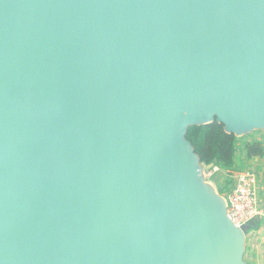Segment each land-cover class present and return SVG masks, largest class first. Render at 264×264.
I'll use <instances>...</instances> for the list:
<instances>
[{
	"label": "water",
	"instance_id": "95a60500",
	"mask_svg": "<svg viewBox=\"0 0 264 264\" xmlns=\"http://www.w3.org/2000/svg\"><path fill=\"white\" fill-rule=\"evenodd\" d=\"M214 122L264 131V0H0V264H249Z\"/></svg>",
	"mask_w": 264,
	"mask_h": 264
},
{
	"label": "trees",
	"instance_id": "16d2710c",
	"mask_svg": "<svg viewBox=\"0 0 264 264\" xmlns=\"http://www.w3.org/2000/svg\"><path fill=\"white\" fill-rule=\"evenodd\" d=\"M246 138L247 136L237 138L234 134H227L223 125L217 122L206 126L191 127L188 130L187 139L194 146L202 164L204 166L213 164L214 169L218 168V171H214V169L212 171L216 172L214 174L215 181L219 184L218 190L222 195L224 194L223 189L225 186L229 185V180L225 179L220 184V179L222 180L225 174H229L226 172H234L241 169L238 162L240 141H244L243 154L246 160L264 158V140L249 143L244 140ZM222 185H224L223 188H221Z\"/></svg>",
	"mask_w": 264,
	"mask_h": 264
},
{
	"label": "built area",
	"instance_id": "2783aa9c",
	"mask_svg": "<svg viewBox=\"0 0 264 264\" xmlns=\"http://www.w3.org/2000/svg\"><path fill=\"white\" fill-rule=\"evenodd\" d=\"M214 171H218V168ZM232 174L235 175L236 181L233 188L225 195L231 221L241 227L256 219L264 220V209L259 205L260 177L257 172L237 171Z\"/></svg>",
	"mask_w": 264,
	"mask_h": 264
},
{
	"label": "crops",
	"instance_id": "0c3cea01",
	"mask_svg": "<svg viewBox=\"0 0 264 264\" xmlns=\"http://www.w3.org/2000/svg\"><path fill=\"white\" fill-rule=\"evenodd\" d=\"M260 159L264 162V158H253L251 160H246L245 155L243 154L241 157V162H243V166L246 161L255 167L253 170L257 169L262 178L264 179V165H261ZM258 164V165H256ZM250 167V168H251ZM241 171V170H240ZM256 171V170H255ZM263 191V187L259 186V199H260V208L264 209V201L261 198L260 191ZM257 219L253 222L254 228L249 232L247 237V245H246V254L245 259L249 264H264V220Z\"/></svg>",
	"mask_w": 264,
	"mask_h": 264
},
{
	"label": "rangeland",
	"instance_id": "374dc122",
	"mask_svg": "<svg viewBox=\"0 0 264 264\" xmlns=\"http://www.w3.org/2000/svg\"><path fill=\"white\" fill-rule=\"evenodd\" d=\"M246 142H249V143H253L254 141H260V140H264V131L263 132H255L249 136H247L246 139H244ZM244 141H240L239 142V150L240 152L238 153V162H239V165H240V170L241 171H255L257 172V174L259 175L260 177V187L262 188L263 187V191L261 190L260 191V195H261V198L263 199L264 201V179L262 178V176L260 175V173L257 171V169L253 170V168H255L253 165L251 167V164L249 163V161H246V164L245 165H250V166H243V162H241V157L243 155V147H244ZM260 163L261 165H264V162L261 161L260 159ZM258 165V164H256ZM251 167V168H250ZM239 170V171H240ZM226 172V171H225ZM234 172H237V171H234ZM216 172L214 171H206L205 172V175H206V179L208 182L212 183L217 189H218V183L215 181V177H214V174ZM226 173H229V174H225L223 179L221 180L220 179V184L223 182V180L225 181V179H228L229 180V185L228 186H225V188L223 189L224 190V196L229 192L230 189H232L233 187H231L232 185H234L235 181H236V177L234 174H232V172H226ZM224 185H222L221 188H223ZM229 187V189H228ZM231 187V188H230ZM228 189V190H227Z\"/></svg>",
	"mask_w": 264,
	"mask_h": 264
}]
</instances>
